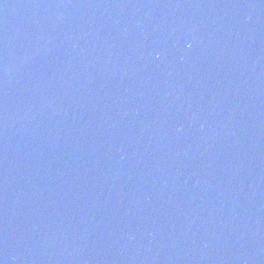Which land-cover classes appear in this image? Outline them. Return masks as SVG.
Returning <instances> with one entry per match:
<instances>
[{
	"label": "water",
	"instance_id": "water-1",
	"mask_svg": "<svg viewBox=\"0 0 264 264\" xmlns=\"http://www.w3.org/2000/svg\"><path fill=\"white\" fill-rule=\"evenodd\" d=\"M0 264H264V0H0Z\"/></svg>",
	"mask_w": 264,
	"mask_h": 264
}]
</instances>
